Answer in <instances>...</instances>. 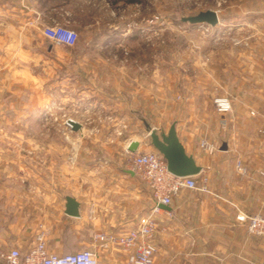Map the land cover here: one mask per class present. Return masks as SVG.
I'll return each instance as SVG.
<instances>
[{
    "label": "rangeland",
    "instance_id": "obj_1",
    "mask_svg": "<svg viewBox=\"0 0 264 264\" xmlns=\"http://www.w3.org/2000/svg\"><path fill=\"white\" fill-rule=\"evenodd\" d=\"M113 1L86 0L81 6L85 12L70 14L77 22L64 24L76 29L79 39L74 46L61 49H97L104 54L98 55L95 60L93 54L87 53L83 63L97 61L98 64L118 66V72L113 71L117 73L114 78L118 83L121 78L119 73L121 76L128 74L129 81H144L143 86L139 85L137 89L129 85L131 98L139 94L138 101L133 104L134 110L135 107L140 108L139 112L131 110L123 120L112 118L105 108L85 113L82 108L85 106L87 109L88 105L81 102L79 106L72 99L73 91L85 87L80 85L73 90L71 83L62 85L61 80L77 78L78 73L88 75L90 71H78L70 66L58 67L51 62L46 84L26 82L23 73L17 71V77L23 81L14 82L12 78V98L7 94L1 95L4 98L0 106V143L81 142L83 153L85 148L99 141L105 130L110 133L116 127L126 125L123 135L115 136L121 138L130 127L135 129L137 125L134 134L143 143L141 151H150L156 149L148 129L138 118L146 117L151 127L160 132L169 130L177 119L205 111L211 117L204 125L211 128L213 138L203 135L202 139L213 142L216 151L225 140L230 142L231 148L219 158L210 173L196 175L199 189L182 190V202L176 204L189 209L183 211L180 221L199 222L204 212V220L218 222L224 228L223 264H260L264 260V241L261 237L248 235L238 224L232 195L234 190H238L233 188L243 183L250 184L248 186L256 195L264 193V111L255 117L248 103L241 102V98L249 97L244 93L249 83L248 70H243L245 62L258 63L256 85L257 88H264V0H138L126 5L122 1ZM207 9L218 12L219 23L213 26L181 20L183 16ZM235 64L239 75L245 76L242 89L235 86L232 79ZM94 72L103 73L104 70ZM222 72H225L224 80ZM221 95L228 96L233 106L225 117L231 123L225 128L223 117L215 109V98ZM236 109L249 112L251 120L247 117L231 118L230 114H234ZM68 117L82 123L84 131L81 134L71 132L66 124ZM252 119L257 120L256 128H249L254 122ZM109 136L114 137V133ZM200 139L198 142H201ZM238 159L248 169L245 175L236 168ZM146 184L149 186L147 181ZM176 204L173 200L172 205ZM160 213L174 216L163 210ZM238 227L244 232L238 234ZM258 242L263 244L261 250ZM82 248L85 247L70 252Z\"/></svg>",
    "mask_w": 264,
    "mask_h": 264
},
{
    "label": "crops",
    "instance_id": "obj_2",
    "mask_svg": "<svg viewBox=\"0 0 264 264\" xmlns=\"http://www.w3.org/2000/svg\"><path fill=\"white\" fill-rule=\"evenodd\" d=\"M85 1L0 0V106L4 98L2 94L12 98V78L14 82L23 81L17 77V71L23 73L26 82L43 85L48 79L47 69L53 62L58 67L70 66L74 70L90 71L88 75L81 76L78 73L77 78L61 80L62 85L71 83L73 90L80 85L85 87L72 94L73 101L79 106L81 102L88 105L87 109L85 106L82 108L85 113L105 108L112 118L123 120L131 110L139 112L140 108L135 107L134 110L133 105L138 101L139 94L131 98L129 85L137 89L139 85L143 86L144 81H129L128 74L121 76L119 73L121 78L118 83L115 79L117 73H113L119 70L118 66L82 61L87 53L93 54L96 60L103 52L97 49H61L70 46L58 44L44 33V28L54 22H77L70 14L85 12L81 8ZM75 27L78 28L76 24ZM244 64L243 70H248L249 82L244 93L249 97L241 98V102H247L249 109L254 110L252 114L259 117L257 114L264 111V88H257L256 85L258 63L248 61ZM233 66L234 85L242 89L245 76L239 75L236 64ZM102 69L103 73L94 72ZM224 74L222 72L223 80ZM230 116L252 118L244 109H236ZM184 117L175 120L178 137L186 152L193 155L202 167L198 175L205 176L217 165L219 158L230 152L231 144L225 140L222 145L226 143L227 148L221 149V145L218 151L212 153L203 149L198 139H202L203 135L213 138L211 128L204 125L211 115L198 111V114L193 112L190 117ZM138 119L146 128L150 125L146 117ZM253 121L249 128H256L257 120ZM229 123L228 119L223 127ZM135 127L138 128L137 125ZM70 129L77 134L84 131V126L78 130ZM135 129L130 127L121 138L109 136L113 131L109 133V130H105L99 141L85 148L86 152L83 153L81 142L53 140L0 143V246L19 247L26 251L34 246L36 233L39 226L43 225L47 230L50 252L67 253L85 247L97 253L100 264H126L127 255L124 251L117 246L102 247L94 240L93 233L101 230L115 233L127 231L134 226L139 216L147 213L146 207L149 211L153 207L152 191L145 179L134 171L132 153L128 151L133 141L140 142L137 151L143 148V143L134 134L137 132ZM262 174L264 176V171ZM248 185L237 184L233 188H238L232 195L235 218L236 207L248 213H264V193L256 195ZM181 192L175 197V204L182 202ZM69 196L78 201L79 216L66 213ZM188 209L177 204L161 207V210L174 216L169 217L160 212L157 214L158 228L154 242L158 252L154 264H218L219 261L223 264L224 228L218 222L207 218L204 220V212L199 222L180 221V215ZM238 224L248 233L245 225ZM236 230L238 234L244 232L240 227ZM258 238L255 239L258 241ZM261 239L264 241V238ZM258 248L261 250L263 244L258 242Z\"/></svg>",
    "mask_w": 264,
    "mask_h": 264
},
{
    "label": "built area",
    "instance_id": "obj_3",
    "mask_svg": "<svg viewBox=\"0 0 264 264\" xmlns=\"http://www.w3.org/2000/svg\"><path fill=\"white\" fill-rule=\"evenodd\" d=\"M44 33L56 43L67 46H74L79 39L76 29L59 22L46 26ZM232 108V101L228 96L221 95L215 98V109L223 117V124L227 123L225 117L232 111ZM67 119V126L72 128ZM125 127L126 125L116 127L113 130L114 136L123 135ZM200 145L210 153L216 150V145L207 139H202ZM128 151L132 153L134 171L149 184L153 207L149 213L139 216L129 230L121 233L101 230L94 232L93 237L102 247L117 246L124 251L127 255L126 264H154L155 255L158 252V247L154 242L158 228L157 214L162 206L171 205L182 190L199 189V185L196 175L173 174L168 169L166 159L159 151L136 150L133 152L130 149ZM236 168L243 175L248 172L241 159H238ZM236 209V219L246 226L248 233L264 238V213H248L240 207ZM46 236L47 230L40 225L36 233V242L30 249L22 251L19 247L0 248V264H100L97 253L89 248L67 253L50 252ZM260 264H264V260Z\"/></svg>",
    "mask_w": 264,
    "mask_h": 264
},
{
    "label": "water",
    "instance_id": "obj_4",
    "mask_svg": "<svg viewBox=\"0 0 264 264\" xmlns=\"http://www.w3.org/2000/svg\"><path fill=\"white\" fill-rule=\"evenodd\" d=\"M183 22L190 23H208L210 25H216L220 21L219 14L216 10L207 9L200 11L199 13L191 16H183L181 18ZM68 124L74 130H78L82 127V124L76 120L69 119ZM147 129L151 136V143L154 148L159 151L167 161L168 169L178 176L198 175L202 171V167L197 164L193 155L188 154L184 145L180 141L176 123H172L168 131L158 132L150 125ZM140 145L139 141H133L129 149L136 151ZM227 144L224 143L221 149H226ZM66 213L72 216H79V203L73 197H67Z\"/></svg>",
    "mask_w": 264,
    "mask_h": 264
},
{
    "label": "trees",
    "instance_id": "obj_5",
    "mask_svg": "<svg viewBox=\"0 0 264 264\" xmlns=\"http://www.w3.org/2000/svg\"><path fill=\"white\" fill-rule=\"evenodd\" d=\"M119 1H122L124 3V5H126V4H129V3H134L137 0H114L112 3L119 2Z\"/></svg>",
    "mask_w": 264,
    "mask_h": 264
},
{
    "label": "bare ground",
    "instance_id": "obj_6",
    "mask_svg": "<svg viewBox=\"0 0 264 264\" xmlns=\"http://www.w3.org/2000/svg\"><path fill=\"white\" fill-rule=\"evenodd\" d=\"M67 120H69V118ZM73 120H75V119H73Z\"/></svg>",
    "mask_w": 264,
    "mask_h": 264
}]
</instances>
